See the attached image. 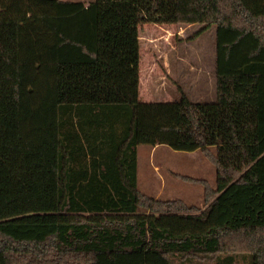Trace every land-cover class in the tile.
<instances>
[{"label":"trees","instance_id":"trees-1","mask_svg":"<svg viewBox=\"0 0 264 264\" xmlns=\"http://www.w3.org/2000/svg\"><path fill=\"white\" fill-rule=\"evenodd\" d=\"M146 24L215 27L214 103L138 100ZM160 145L213 166V191L182 177L205 211L138 189L137 147ZM237 257L264 264V0H0V264Z\"/></svg>","mask_w":264,"mask_h":264},{"label":"rangeland","instance_id":"rangeland-1","mask_svg":"<svg viewBox=\"0 0 264 264\" xmlns=\"http://www.w3.org/2000/svg\"><path fill=\"white\" fill-rule=\"evenodd\" d=\"M82 2L90 5L94 0H60ZM202 28L193 25L146 24L139 28V88L138 100L142 103H167L179 99L180 89L194 103H214L215 93V27H210L195 39L191 37ZM167 67L170 75L162 78ZM137 147V185L146 195L163 201L181 200L186 207L201 213L208 207L203 188L188 183L182 177L203 180L212 191L216 186V174L212 165L197 151H174L167 146ZM155 198V199H156ZM114 220L144 219V214L109 215ZM106 216L66 215L61 222L102 221ZM214 219V218H213ZM179 232L192 230L186 221H180ZM209 224L192 232H200ZM239 264L247 259L238 258ZM175 264L180 261L175 260Z\"/></svg>","mask_w":264,"mask_h":264},{"label":"crops","instance_id":"crops-1","mask_svg":"<svg viewBox=\"0 0 264 264\" xmlns=\"http://www.w3.org/2000/svg\"><path fill=\"white\" fill-rule=\"evenodd\" d=\"M66 2V1H65ZM68 2V1H67ZM82 3V2H81ZM84 4V3H83ZM85 5V4H84ZM85 6H88V5H85ZM165 68V73L163 75V79L166 77H168L171 73V71L168 70L167 67H164ZM214 73H215V66H214ZM216 93V92H215ZM156 147V146H155ZM155 147H152V150L155 149ZM151 150V151H152ZM95 159V158H94ZM91 162V157L90 156H87V158L85 159V161L83 163H90ZM94 162V161H93ZM137 163H138V157H137ZM156 198V197H155ZM157 199V198H156Z\"/></svg>","mask_w":264,"mask_h":264}]
</instances>
